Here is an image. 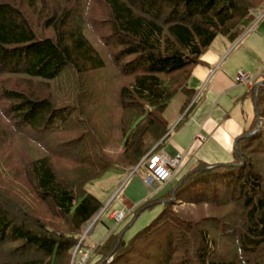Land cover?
Segmentation results:
<instances>
[{
  "label": "trees",
  "instance_id": "obj_1",
  "mask_svg": "<svg viewBox=\"0 0 264 264\" xmlns=\"http://www.w3.org/2000/svg\"><path fill=\"white\" fill-rule=\"evenodd\" d=\"M257 10L264 0H0V264H72L83 249L98 257L86 264H264V72L231 161L197 162L102 241L83 232L104 208L87 185L162 149L173 99L184 117L195 107L201 56Z\"/></svg>",
  "mask_w": 264,
  "mask_h": 264
},
{
  "label": "crops",
  "instance_id": "obj_2",
  "mask_svg": "<svg viewBox=\"0 0 264 264\" xmlns=\"http://www.w3.org/2000/svg\"><path fill=\"white\" fill-rule=\"evenodd\" d=\"M263 69L264 10L236 41L218 36L201 56L189 82L196 100L189 115L180 112L182 103L173 116L166 112L171 132L160 151L183 156L171 182L199 161L215 164L233 159L236 138L250 127L257 113L248 94L251 86L238 83L237 74L242 70L256 75ZM116 230L114 220L104 216L90 238L102 241Z\"/></svg>",
  "mask_w": 264,
  "mask_h": 264
},
{
  "label": "rangeland",
  "instance_id": "obj_3",
  "mask_svg": "<svg viewBox=\"0 0 264 264\" xmlns=\"http://www.w3.org/2000/svg\"><path fill=\"white\" fill-rule=\"evenodd\" d=\"M261 11L263 10H257L255 12L259 14ZM263 72L264 69L262 70V73ZM261 75L258 76L256 81ZM183 98L184 96L182 94H178L173 99L170 104V108L167 111L169 117L173 116V114L177 112V109L183 102ZM144 177V166L135 171V168L130 170L124 166L116 165L112 167L102 178L89 183L87 185V189L100 198L104 203V208L101 212H99L97 218L105 216L106 218L110 217V219L114 220L112 213L116 210H122L125 214L122 220L119 222L114 220V224L118 227V229L122 227L131 218L134 209L143 201L155 194V192L152 193L151 189L146 187L144 184ZM160 190L164 191L166 190V187ZM116 202L122 204L120 208L116 207ZM157 211V207L149 208L143 211L136 219L132 227H130L127 231V236H131L143 228L154 217ZM97 218H94L90 223L83 227L84 235L92 234L97 225H94ZM93 257L94 256H91L87 249H83L81 252L76 253L74 258L75 260L72 264H86L87 261L91 260ZM97 258L98 257L95 255L92 262H94Z\"/></svg>",
  "mask_w": 264,
  "mask_h": 264
},
{
  "label": "built area",
  "instance_id": "obj_4",
  "mask_svg": "<svg viewBox=\"0 0 264 264\" xmlns=\"http://www.w3.org/2000/svg\"><path fill=\"white\" fill-rule=\"evenodd\" d=\"M261 73L262 71L255 75L241 70L238 72L236 80L238 83L252 86ZM182 158V154L171 156L163 151L149 154L144 163V184L146 187L150 188L152 193L164 188L174 177ZM135 171L137 170L135 169ZM124 215L122 210L112 213V217L117 222L121 221Z\"/></svg>",
  "mask_w": 264,
  "mask_h": 264
},
{
  "label": "water",
  "instance_id": "obj_5",
  "mask_svg": "<svg viewBox=\"0 0 264 264\" xmlns=\"http://www.w3.org/2000/svg\"><path fill=\"white\" fill-rule=\"evenodd\" d=\"M257 113H258V112H257ZM259 120H260V117H259ZM260 125H261V123H260V121H259L258 128L260 127ZM258 128H257V129H258ZM247 135H249V133H248Z\"/></svg>",
  "mask_w": 264,
  "mask_h": 264
}]
</instances>
